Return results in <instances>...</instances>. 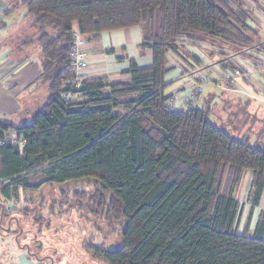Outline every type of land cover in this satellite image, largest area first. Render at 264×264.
<instances>
[{"label":"trees","instance_id":"trees-1","mask_svg":"<svg viewBox=\"0 0 264 264\" xmlns=\"http://www.w3.org/2000/svg\"><path fill=\"white\" fill-rule=\"evenodd\" d=\"M21 2L40 45L39 78L48 95L30 121H0V136L14 127L23 138L21 147L0 143V194L10 200L18 187H36L25 177L35 170L45 175L40 184L92 177L101 185L98 201L123 222L120 247L94 246L108 264H264V214L253 234L239 233L233 195L243 171L251 170V204H258L264 147L213 123L208 105L165 104L169 54L192 69L188 77L200 69L217 82L185 45L208 43L221 56L254 45L252 11L243 0ZM74 24L91 39L139 26L151 64L130 58L124 80L85 77L71 87ZM223 64L234 68L228 58Z\"/></svg>","mask_w":264,"mask_h":264},{"label":"crops","instance_id":"crops-1","mask_svg":"<svg viewBox=\"0 0 264 264\" xmlns=\"http://www.w3.org/2000/svg\"><path fill=\"white\" fill-rule=\"evenodd\" d=\"M243 2L252 11L251 18L247 21L255 40L252 47L229 52L227 56H221L218 53L219 49L208 43L186 44L185 47L201 60L200 67H205L219 79L223 80L230 72V67L226 68L223 64L226 58L231 66L248 68L249 75L242 76L239 79V85L247 90L257 91L258 88L264 87V0H243ZM30 19L25 6L18 7L10 0H0V121L12 126H20L30 121L34 112L41 108L48 95L46 84L42 83L39 78L41 50L39 43L32 41L31 36L34 30L29 25ZM141 38L142 33L139 26L102 31L96 39L85 37L84 47L88 65L83 70V75L126 79L127 75L122 72L128 67L130 58L135 59L139 65L151 64V49L147 48V51L139 53L138 46L141 44ZM171 57L168 55L169 61ZM171 65L172 69L165 76L169 83L165 91L170 95L179 89L181 92L184 91L189 83L187 74L190 72H186L180 60ZM212 95L218 96L221 101L243 103L248 114L259 119L264 118V107L258 106L260 104L256 100L235 91L218 90L212 85L205 86L203 93L195 102L196 106L203 108L209 103L216 102L215 98L214 101L211 100ZM187 107L182 99L176 100L173 104V108L177 110H186ZM245 173L244 170L241 178ZM251 184L252 174L248 188L240 189L237 184L233 191L234 197L239 202L237 231L240 233L246 230L249 235L257 229L258 221L264 214V188L258 204L252 205ZM0 199V223L6 217L8 223L13 221L17 224V215L6 212L9 200L1 194ZM1 230L5 232L6 229L1 228ZM19 249L24 252L23 257L17 254L11 255L1 244L0 264H44L40 256L25 253L21 247Z\"/></svg>","mask_w":264,"mask_h":264},{"label":"rangeland","instance_id":"rangeland-1","mask_svg":"<svg viewBox=\"0 0 264 264\" xmlns=\"http://www.w3.org/2000/svg\"><path fill=\"white\" fill-rule=\"evenodd\" d=\"M10 1L18 7L23 6L21 0ZM29 23L31 26V19ZM73 28H77L76 24ZM33 32L31 37L35 40L37 35L35 31ZM86 36H83V41ZM138 50L142 53L147 51V47L139 45ZM83 51L86 55L85 47ZM169 56H172L170 64L179 61L177 56L173 54ZM189 71L191 70L186 67V72ZM82 76L87 77L83 73ZM108 79L124 80L120 77ZM211 97V100L214 101V98L217 100L208 105L213 123L226 126L228 131L238 138L248 137L252 144L264 147V118L259 119L248 114L243 103L221 101L214 95ZM259 104L258 106L264 107V104ZM245 171L238 183L240 189L248 188L250 185L252 171ZM25 177L27 184L38 185L18 187L7 202L6 212L17 215L19 224H14L13 221L8 223L6 217L2 219L0 245L2 244L4 249L7 248L11 255L23 257L24 252L19 248L20 245L27 243L30 250L35 251L43 259L44 264H108L105 259L96 255L94 246L102 249L120 247L123 222L120 218L107 213L106 205L98 201L100 182L91 177L60 184L48 182L40 184L45 179L40 170L30 172ZM227 183V176L224 175L221 181L222 190H225ZM1 228L6 229L5 232Z\"/></svg>","mask_w":264,"mask_h":264},{"label":"built area","instance_id":"built-area-1","mask_svg":"<svg viewBox=\"0 0 264 264\" xmlns=\"http://www.w3.org/2000/svg\"><path fill=\"white\" fill-rule=\"evenodd\" d=\"M73 42L69 52L71 59V70L73 76L70 80L71 87L78 88L80 81L83 79L82 73L83 70L87 67L86 55L83 51L85 42L83 41V35L79 30L73 29L72 32ZM250 70L248 68H239L234 67L231 71L225 76L221 81L214 82L211 77L204 72L203 70L196 69L192 73V77H189V83L183 92L181 90L174 92L171 96L165 101V104L168 106H173L176 100L182 99L184 103H191L194 100L198 99L199 94L204 88L206 83H213L216 88L222 91H235L242 93L248 98L254 99L259 103L264 104V87L258 88L255 90H247L243 87H240L239 82L242 76L247 77ZM63 96L69 97L70 93H65ZM11 142L16 144L19 147L23 144V138L21 134L14 127H9L1 130L0 143Z\"/></svg>","mask_w":264,"mask_h":264},{"label":"flooded vegetation","instance_id":"flooded-vegetation-1","mask_svg":"<svg viewBox=\"0 0 264 264\" xmlns=\"http://www.w3.org/2000/svg\"><path fill=\"white\" fill-rule=\"evenodd\" d=\"M20 247L21 248H24L25 249V251L28 253V254H31V255H37V253L35 252V251H33V250H30V246H28L27 245V243L26 244H23V245H20Z\"/></svg>","mask_w":264,"mask_h":264}]
</instances>
